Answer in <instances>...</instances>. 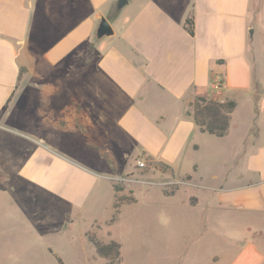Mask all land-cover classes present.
<instances>
[{
    "label": "crops",
    "instance_id": "obj_1",
    "mask_svg": "<svg viewBox=\"0 0 264 264\" xmlns=\"http://www.w3.org/2000/svg\"><path fill=\"white\" fill-rule=\"evenodd\" d=\"M118 1L0 0V131L27 153L20 173L80 209L104 180L110 206L129 158L173 175L200 141L214 144L239 170L205 178L192 160L183 173L197 175L202 231L236 236L234 223L246 236L211 262L264 264V0ZM100 16L111 35L97 37ZM197 95L235 101L224 136L194 124ZM78 138L83 157L71 153Z\"/></svg>",
    "mask_w": 264,
    "mask_h": 264
},
{
    "label": "rangeland",
    "instance_id": "obj_2",
    "mask_svg": "<svg viewBox=\"0 0 264 264\" xmlns=\"http://www.w3.org/2000/svg\"><path fill=\"white\" fill-rule=\"evenodd\" d=\"M19 121L16 116L14 123ZM17 140L16 135L0 131V264H58L46 245L65 264H106L87 241L86 232L104 242L120 243L119 264H214L213 255L235 254L242 244L239 239L246 236L244 227L234 223L230 224L236 236L211 226L202 231L207 223L197 208V175L192 179L183 175L197 170L193 161L205 178L229 170L233 175L239 169L230 168L231 153L219 146L197 138L202 150L181 161L175 176L162 165L139 168L129 158L111 179L110 206V190L103 180L80 209L20 173L21 154L27 153L15 151L22 145ZM70 148L80 157L89 151L80 138ZM115 156L119 159L120 154ZM116 198L121 203L112 221ZM213 224L225 226L222 221Z\"/></svg>",
    "mask_w": 264,
    "mask_h": 264
},
{
    "label": "trees",
    "instance_id": "obj_3",
    "mask_svg": "<svg viewBox=\"0 0 264 264\" xmlns=\"http://www.w3.org/2000/svg\"><path fill=\"white\" fill-rule=\"evenodd\" d=\"M183 27L190 35H193L194 22L192 16L186 17ZM189 106L188 114L191 115L194 124L201 132L221 137L227 133L231 113L236 103L229 99L219 101L197 95L190 102ZM120 201L121 198L115 199V203L113 204L114 211L111 215L112 221L116 218L118 204L121 203ZM85 236L87 241L93 246L96 255L106 259V264L120 263V243L115 240H109L107 242L101 241L94 233L86 232ZM48 251L54 256L58 264H65L62 258L50 247H48Z\"/></svg>",
    "mask_w": 264,
    "mask_h": 264
},
{
    "label": "water",
    "instance_id": "obj_4",
    "mask_svg": "<svg viewBox=\"0 0 264 264\" xmlns=\"http://www.w3.org/2000/svg\"><path fill=\"white\" fill-rule=\"evenodd\" d=\"M126 3V0H119L117 3L118 7L123 6ZM113 33V29L109 24L108 20L104 16H100V20L96 29L97 37L108 36Z\"/></svg>",
    "mask_w": 264,
    "mask_h": 264
},
{
    "label": "built area",
    "instance_id": "obj_5",
    "mask_svg": "<svg viewBox=\"0 0 264 264\" xmlns=\"http://www.w3.org/2000/svg\"><path fill=\"white\" fill-rule=\"evenodd\" d=\"M135 164L136 166H138L139 168H143L146 166V162H145V158H139L135 160Z\"/></svg>",
    "mask_w": 264,
    "mask_h": 264
}]
</instances>
